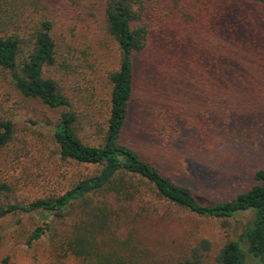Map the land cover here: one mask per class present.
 Masks as SVG:
<instances>
[{
    "label": "rangeland",
    "instance_id": "374dc122",
    "mask_svg": "<svg viewBox=\"0 0 264 264\" xmlns=\"http://www.w3.org/2000/svg\"><path fill=\"white\" fill-rule=\"evenodd\" d=\"M196 1L147 0L145 20L153 30L135 58L137 83L122 141L190 187L201 202L216 203L249 189L264 167V7L250 0H200L195 6ZM200 6L208 11L205 21L199 19L202 10L196 11ZM55 12L61 14L55 38L60 46L62 38L72 42L76 50L68 65L57 55L44 76L62 85L78 112L80 137L92 141L97 124L104 126L106 73L117 67L119 51L103 20L90 25ZM61 111L25 97L0 70V118L16 122L14 141L0 150V177L15 184L24 179L20 186L27 181L17 193L20 199L51 193L60 178L51 133ZM162 111L176 114L169 141L159 127ZM251 217L216 218L162 206L160 214L143 220L140 235L159 264H179L207 240L205 260L211 264ZM45 220L47 214L37 212L0 220V261L8 256L10 264H82L58 260L45 238L32 247L24 244L21 233Z\"/></svg>",
    "mask_w": 264,
    "mask_h": 264
},
{
    "label": "trees",
    "instance_id": "16d2710c",
    "mask_svg": "<svg viewBox=\"0 0 264 264\" xmlns=\"http://www.w3.org/2000/svg\"><path fill=\"white\" fill-rule=\"evenodd\" d=\"M250 1L264 7V0ZM146 2L0 0L1 72L25 97L62 110L51 133L61 171L56 186L51 193L25 200L17 193L27 181L20 186L24 179L15 184L9 177H0V220L18 212L47 214L45 222L21 235L28 247L45 238L51 253L61 261L159 264L140 235V224L160 214L162 206L216 218L249 213L252 217L238 239L227 240L211 264H264V167L255 174L257 183L246 191L229 200L204 203L190 187L175 181L122 141L137 83L135 58L147 48L153 30L145 20ZM54 10L86 19L90 25L103 20L119 51L117 67L106 73L110 91L107 101L106 95L102 98L104 126L97 124L92 141L80 137L78 112L62 85L44 76L45 68L57 63V55L63 54V64L68 65L76 50L72 42L62 38L60 46L55 38L56 16L61 14ZM199 10V19L205 21L208 11L203 6L197 7L198 14ZM161 116L159 127L169 141L168 128L176 114L162 111ZM15 135V120L0 118V150L8 147ZM3 240L0 229V256ZM209 249V242L202 240L179 264H207ZM0 264H10V258H2Z\"/></svg>",
    "mask_w": 264,
    "mask_h": 264
}]
</instances>
